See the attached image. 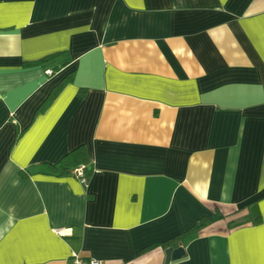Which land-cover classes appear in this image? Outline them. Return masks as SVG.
<instances>
[{
  "label": "crops",
  "instance_id": "obj_1",
  "mask_svg": "<svg viewBox=\"0 0 264 264\" xmlns=\"http://www.w3.org/2000/svg\"><path fill=\"white\" fill-rule=\"evenodd\" d=\"M72 252L264 264V0H0V264Z\"/></svg>",
  "mask_w": 264,
  "mask_h": 264
},
{
  "label": "trees",
  "instance_id": "obj_2",
  "mask_svg": "<svg viewBox=\"0 0 264 264\" xmlns=\"http://www.w3.org/2000/svg\"><path fill=\"white\" fill-rule=\"evenodd\" d=\"M61 54L56 53V54H51L49 56H46L42 60L38 61L37 63H45V65H65L70 62V58L66 60H61L60 59ZM51 63V64H50ZM72 80V76L68 77L64 82H62L51 94L50 98L48 99V103H50L63 89L65 85H67L70 81ZM47 103V104H48ZM88 164H89V157L87 152L85 151L84 147H79L69 154H67L59 163L60 169L58 168L59 174L63 175H70L73 174V170L77 168L80 165H85L87 168V173H88ZM205 223V220L199 221L194 229H198L199 227L203 226ZM186 234V233H184ZM183 234V235H184Z\"/></svg>",
  "mask_w": 264,
  "mask_h": 264
},
{
  "label": "built area",
  "instance_id": "obj_3",
  "mask_svg": "<svg viewBox=\"0 0 264 264\" xmlns=\"http://www.w3.org/2000/svg\"><path fill=\"white\" fill-rule=\"evenodd\" d=\"M48 73L52 71L48 70ZM73 175L80 181L82 185L87 183V168L85 165H80L73 170ZM67 228H55L54 232L58 235H63ZM71 264H107L95 258H88L79 253L72 252L70 257Z\"/></svg>",
  "mask_w": 264,
  "mask_h": 264
},
{
  "label": "water",
  "instance_id": "obj_4",
  "mask_svg": "<svg viewBox=\"0 0 264 264\" xmlns=\"http://www.w3.org/2000/svg\"><path fill=\"white\" fill-rule=\"evenodd\" d=\"M185 249L183 247L174 249L173 247L167 249V262H171L172 259L179 258L184 254Z\"/></svg>",
  "mask_w": 264,
  "mask_h": 264
}]
</instances>
